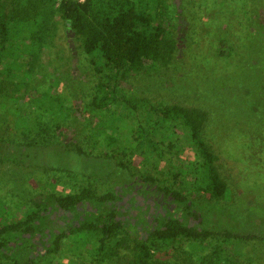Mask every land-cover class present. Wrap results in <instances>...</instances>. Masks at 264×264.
<instances>
[{
  "label": "rangeland",
  "instance_id": "rangeland-1",
  "mask_svg": "<svg viewBox=\"0 0 264 264\" xmlns=\"http://www.w3.org/2000/svg\"><path fill=\"white\" fill-rule=\"evenodd\" d=\"M162 1L167 7L168 28L178 41L174 59L166 67L129 76L121 89L129 98L207 111L202 137L218 155L220 172L229 182L225 199H205L200 207L204 220L214 224L215 235L204 241L203 249L199 242L188 241L174 250L172 264H202L200 258H213L215 250L219 255L210 264H264V0ZM57 22L49 57L43 56L30 80L38 96L27 94L21 110L0 112V144L22 151L14 160L0 163V222L23 215L46 196H65L91 184L101 191L119 185L118 179L125 178L126 172L118 162L144 176L158 169L152 165V153L147 154V162L141 152H130L129 126L136 120L123 106L116 103L112 108L122 119L111 112L96 118L89 107L97 84L93 67L74 31L69 37L71 28L59 19ZM221 39L227 42L229 54L225 57L220 56ZM43 94H57L67 102L62 116L61 112L43 111L59 120L60 130H49L53 125L44 116L38 125L47 126L46 132H23V123L31 128L37 120L41 104L36 99ZM52 106L57 107L55 101ZM64 144L79 145L87 156L65 152ZM123 149L127 150L124 156ZM102 153L111 158L99 156ZM173 153L179 159L173 161L169 155L168 159L179 168L194 152L182 139ZM189 184L185 181L184 187ZM133 210L137 218L126 232L141 238L147 222L138 218L141 209ZM224 230L255 239L242 243L233 240L225 246L218 234ZM89 241L93 243L94 238L89 237ZM92 256L83 249L82 259L75 257L70 264H93Z\"/></svg>",
  "mask_w": 264,
  "mask_h": 264
},
{
  "label": "trees",
  "instance_id": "trees-1",
  "mask_svg": "<svg viewBox=\"0 0 264 264\" xmlns=\"http://www.w3.org/2000/svg\"><path fill=\"white\" fill-rule=\"evenodd\" d=\"M155 1L0 0V112L21 110L27 94L38 96L30 80L43 56L49 57L59 19L74 31L97 77L89 104L96 118L111 112L122 119L112 108L116 103L123 106L136 120L129 126L128 142L134 145H130V152H141L147 162V154L152 153V165L158 167L144 176L118 162L126 172L125 178L118 179L119 185L101 191L91 184L65 196H46L23 215L1 221L0 264H70L75 257L82 259L83 249L92 253L93 264H172L174 250L188 241L199 242L203 249L204 241L215 235L214 224L204 220L200 207L205 199H225L229 182L220 172L218 155L202 137L207 111L129 98L121 89L131 75L168 66L177 52L178 41L168 28L167 7L162 0ZM226 47V40L221 39L220 56L229 54ZM42 97L36 99L41 104L37 120L31 128L23 123V132H46L47 126L38 125L45 113L67 111V102L57 94ZM46 117L53 125L49 130H60L56 117ZM182 139L194 153L178 168L173 161L179 155L173 151ZM64 147L65 152L86 155L79 145ZM126 151L123 149V156ZM15 155H22V151L0 144V163L14 160ZM99 156L111 158L106 153ZM185 181L190 182L186 188ZM150 198L152 202H147ZM207 204L215 207L214 203ZM135 207L143 211L138 218L147 222L141 238L126 232L137 218ZM218 234L225 246L233 240L242 243L255 239L228 230ZM89 237L94 238L93 243ZM218 253L215 250L213 258L201 257L202 264L212 263Z\"/></svg>",
  "mask_w": 264,
  "mask_h": 264
},
{
  "label": "water",
  "instance_id": "water-1",
  "mask_svg": "<svg viewBox=\"0 0 264 264\" xmlns=\"http://www.w3.org/2000/svg\"><path fill=\"white\" fill-rule=\"evenodd\" d=\"M71 32H72V29H69V33H68L69 37H73L74 36V33L73 32L71 33Z\"/></svg>",
  "mask_w": 264,
  "mask_h": 264
},
{
  "label": "built area",
  "instance_id": "built-area-1",
  "mask_svg": "<svg viewBox=\"0 0 264 264\" xmlns=\"http://www.w3.org/2000/svg\"><path fill=\"white\" fill-rule=\"evenodd\" d=\"M62 0H58V2H61ZM76 1H78V2H80V3H83L85 0H76Z\"/></svg>",
  "mask_w": 264,
  "mask_h": 264
},
{
  "label": "flooded vegetation",
  "instance_id": "flooded-vegetation-1",
  "mask_svg": "<svg viewBox=\"0 0 264 264\" xmlns=\"http://www.w3.org/2000/svg\"><path fill=\"white\" fill-rule=\"evenodd\" d=\"M151 199H149L147 202H149Z\"/></svg>",
  "mask_w": 264,
  "mask_h": 264
}]
</instances>
